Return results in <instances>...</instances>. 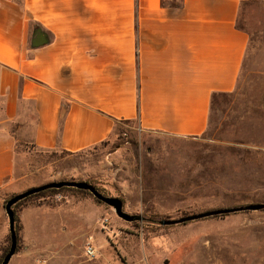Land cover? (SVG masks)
I'll return each instance as SVG.
<instances>
[{
  "label": "crops",
  "instance_id": "obj_1",
  "mask_svg": "<svg viewBox=\"0 0 264 264\" xmlns=\"http://www.w3.org/2000/svg\"><path fill=\"white\" fill-rule=\"evenodd\" d=\"M249 1L0 0V205L61 177L31 159L83 152L121 121L201 136L212 97L233 93L243 72L249 36L237 21ZM41 212L22 210L27 237Z\"/></svg>",
  "mask_w": 264,
  "mask_h": 264
},
{
  "label": "rangeland",
  "instance_id": "obj_2",
  "mask_svg": "<svg viewBox=\"0 0 264 264\" xmlns=\"http://www.w3.org/2000/svg\"><path fill=\"white\" fill-rule=\"evenodd\" d=\"M237 25L249 36L243 72L233 93L211 103L201 136L119 122L108 140L83 152L31 159L51 163L61 176L55 181L87 182L144 220L125 222L75 191L26 201L16 208L18 241L8 264H264V209L171 226L150 222L264 203V0L244 3ZM35 178L43 175L30 174L22 187ZM27 189L7 193L0 205V261L9 234L4 201ZM28 206L42 208V229L29 237L19 218ZM90 238L93 257L85 255Z\"/></svg>",
  "mask_w": 264,
  "mask_h": 264
},
{
  "label": "water",
  "instance_id": "obj_3",
  "mask_svg": "<svg viewBox=\"0 0 264 264\" xmlns=\"http://www.w3.org/2000/svg\"><path fill=\"white\" fill-rule=\"evenodd\" d=\"M41 44L43 43L39 42L38 45L36 44L34 46H39ZM63 187L75 188L78 190H84V191L89 192L96 200L111 207L114 210V213L116 214V216L125 222L130 223V222L144 220L140 215H131L123 211V203L119 198L104 196L93 185L87 182H84V181H55V182L45 183L40 186L32 187L21 193H18L10 197L6 201L3 208H4V212L8 219V230L10 234V247L0 264H8L16 252L17 237H16V232H15V214L13 212L12 207L19 201H22L31 195L37 194L39 192H42L48 189H60ZM263 209H264V203L249 204V205L240 206V207L208 210V211H204V212L197 213V214L186 215L178 219L150 220V222L153 224L161 225V226H171V225L184 224L187 222L200 220V219H204V218L212 217V216L228 215L231 213L246 212V211H260Z\"/></svg>",
  "mask_w": 264,
  "mask_h": 264
},
{
  "label": "trees",
  "instance_id": "obj_4",
  "mask_svg": "<svg viewBox=\"0 0 264 264\" xmlns=\"http://www.w3.org/2000/svg\"><path fill=\"white\" fill-rule=\"evenodd\" d=\"M164 1V0H162ZM174 1V0H173ZM219 95H225V94H218V95H214L212 97V103L214 102V100L216 99L217 96ZM121 122H129V121H121ZM116 126V125H115ZM95 187V186H94ZM97 189V188H96ZM64 191H75V192H78V193H84V194H87V195H91L89 192L87 191H84V190H78V189H75V188H67V187H63V188H60V189H48V190H45V191H42V192H39L37 194H34V195H31L29 197H27L26 199L22 200V201H19L18 203H16L12 209H13V212L15 214V232H16V237H17V241H18V235H17V227H18V218H17V215H16V208L21 205L22 203L26 202V201H30V200H33V199H40V198H43V197H46V196H50V195H55L59 192H64ZM7 201V200H6ZM6 201H4V205L6 203ZM97 202H99L97 200ZM101 203V202H99ZM3 205V206H4ZM7 243L8 245L4 248V251H3V254H2V260L4 258V256L6 255V253L8 252L9 250V234H8V237H7ZM2 260L0 261V263L2 262Z\"/></svg>",
  "mask_w": 264,
  "mask_h": 264
},
{
  "label": "built area",
  "instance_id": "obj_5",
  "mask_svg": "<svg viewBox=\"0 0 264 264\" xmlns=\"http://www.w3.org/2000/svg\"><path fill=\"white\" fill-rule=\"evenodd\" d=\"M57 198H60V196H57ZM95 254V249L93 247V244L91 242V238L88 239L86 246H85V255L87 257H93Z\"/></svg>",
  "mask_w": 264,
  "mask_h": 264
}]
</instances>
